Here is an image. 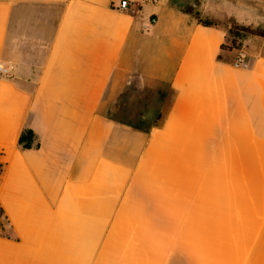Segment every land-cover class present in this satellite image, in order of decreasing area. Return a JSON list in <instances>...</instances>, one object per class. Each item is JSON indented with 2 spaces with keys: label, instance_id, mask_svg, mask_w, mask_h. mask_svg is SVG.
Listing matches in <instances>:
<instances>
[{
  "label": "crops",
  "instance_id": "crops-1",
  "mask_svg": "<svg viewBox=\"0 0 264 264\" xmlns=\"http://www.w3.org/2000/svg\"><path fill=\"white\" fill-rule=\"evenodd\" d=\"M122 1L0 0V264H264V40Z\"/></svg>",
  "mask_w": 264,
  "mask_h": 264
},
{
  "label": "rangeland",
  "instance_id": "rangeland-1",
  "mask_svg": "<svg viewBox=\"0 0 264 264\" xmlns=\"http://www.w3.org/2000/svg\"><path fill=\"white\" fill-rule=\"evenodd\" d=\"M164 1L165 4L173 6L176 9H195L205 19H213L216 22L225 25L228 24L230 28L239 27L242 36L238 40L241 45L245 40L249 39H263L264 36L253 35L250 31H257L264 35V0H159ZM210 17V18H209ZM233 36L228 37L227 46L230 45ZM136 84L133 85V88ZM121 89H111L107 96L105 105L101 112L114 122H119L124 126L137 127L141 119L127 120V117L121 114V111L114 108L121 102L123 94H120ZM136 93H134L135 95ZM133 95V94H132ZM129 96V95H128ZM147 128V125L140 126Z\"/></svg>",
  "mask_w": 264,
  "mask_h": 264
},
{
  "label": "trees",
  "instance_id": "trees-1",
  "mask_svg": "<svg viewBox=\"0 0 264 264\" xmlns=\"http://www.w3.org/2000/svg\"><path fill=\"white\" fill-rule=\"evenodd\" d=\"M180 11L184 14L187 15H191L194 19H196L200 24H202L205 27H213V26H217V23L211 19H205L202 17V15L195 11V9H180ZM253 35H261L264 36L260 33H258L257 31H250ZM230 35L233 36V39L231 40L230 45H223V49H227V50H233V49H241V44L239 43V39L242 36L241 30L239 27H232L230 28L229 31ZM219 58L221 59V56H219ZM160 115L157 117L154 125H152L153 127L158 126V120H160ZM135 128H141L140 126H137ZM147 128H151L150 126H148ZM19 145L21 146V148L23 149H32V148H38L39 147V141H38V137L36 135V133L32 130V129H25L23 130V132L20 135L19 138ZM4 212L2 209H0V232L1 233H5V229H4V221H2V219H4Z\"/></svg>",
  "mask_w": 264,
  "mask_h": 264
},
{
  "label": "built area",
  "instance_id": "built-area-1",
  "mask_svg": "<svg viewBox=\"0 0 264 264\" xmlns=\"http://www.w3.org/2000/svg\"><path fill=\"white\" fill-rule=\"evenodd\" d=\"M153 1H156V0H153ZM129 5V2L127 0H123L120 4V8L125 10ZM234 66L237 67V68H241V67H246L247 64L244 60V58L242 56H239L235 62H234ZM0 71L2 72V68L0 69Z\"/></svg>",
  "mask_w": 264,
  "mask_h": 264
}]
</instances>
